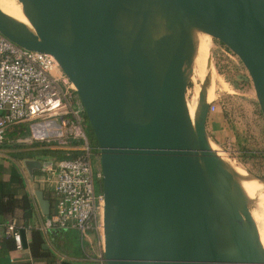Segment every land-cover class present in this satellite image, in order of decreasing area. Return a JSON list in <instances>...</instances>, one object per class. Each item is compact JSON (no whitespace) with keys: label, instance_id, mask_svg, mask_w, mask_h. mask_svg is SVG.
<instances>
[{"label":"water","instance_id":"1","mask_svg":"<svg viewBox=\"0 0 264 264\" xmlns=\"http://www.w3.org/2000/svg\"><path fill=\"white\" fill-rule=\"evenodd\" d=\"M16 1L27 24L0 9V34L54 58L95 136L105 264H255L248 214L209 140L211 82L197 84L193 117L186 93L206 35L238 59L264 120V0ZM52 165L22 161L31 181ZM34 195L49 220L38 183Z\"/></svg>","mask_w":264,"mask_h":264},{"label":"built area","instance_id":"2","mask_svg":"<svg viewBox=\"0 0 264 264\" xmlns=\"http://www.w3.org/2000/svg\"><path fill=\"white\" fill-rule=\"evenodd\" d=\"M82 112L74 86L53 57L20 48L0 34V145L9 126L41 119L53 121L34 124V139L42 140V132L51 125L57 128L53 141L59 147L80 142L68 148L84 152L81 157L53 162L42 171L41 183L52 193L53 214L39 229L76 230L83 241L92 237L93 263L105 264L102 173L92 157ZM32 137L18 144L34 143ZM21 230L15 221L4 227V237L13 240L17 249L21 248Z\"/></svg>","mask_w":264,"mask_h":264},{"label":"rangeland","instance_id":"3","mask_svg":"<svg viewBox=\"0 0 264 264\" xmlns=\"http://www.w3.org/2000/svg\"><path fill=\"white\" fill-rule=\"evenodd\" d=\"M3 1L11 15L18 17L19 12L22 14L21 7L16 0ZM221 50H224V47L217 41L209 39L206 35L199 36L193 66L192 81L194 84H191L187 90V102L194 111L199 91L197 84L204 78H208L212 88L208 91L207 99L208 101L214 100L213 111L208 123L210 144L217 153L238 167L239 172L253 181L249 174L264 177V120L245 70L236 57L227 51H225L226 54L222 53ZM51 121L53 119L37 120L29 124L30 130L34 124ZM56 129H52L51 125L45 128L42 132L45 135L42 140L34 139L32 137L34 132L31 130V137L35 142H54ZM34 155L44 158L42 153H34ZM94 163L100 168L99 153ZM43 177L44 173L41 171L37 179L42 180ZM254 182L252 183L256 188L238 181L241 185L238 191L244 192L243 194L248 192L249 196L254 197L247 205L248 220L264 222V189ZM260 199L263 200L260 201Z\"/></svg>","mask_w":264,"mask_h":264},{"label":"crops","instance_id":"4","mask_svg":"<svg viewBox=\"0 0 264 264\" xmlns=\"http://www.w3.org/2000/svg\"><path fill=\"white\" fill-rule=\"evenodd\" d=\"M11 153L12 151L0 148V190L3 188L2 194L14 193L17 199L27 195L37 203L34 191L35 184L38 183L44 199L48 200L51 205V191L37 177L31 181L20 161L11 158ZM15 175L21 177L19 185L12 182V177ZM48 194H50V200ZM37 206L40 215H33L30 219L24 218L19 209L0 213V264H94L91 257L94 249L92 237H89L88 241H83L76 230L41 232L43 242L40 246L37 245L36 255L31 252L33 233L30 228L39 227L43 222L38 203ZM12 221L22 227L20 249L16 248L13 240L4 237V227Z\"/></svg>","mask_w":264,"mask_h":264},{"label":"trees","instance_id":"5","mask_svg":"<svg viewBox=\"0 0 264 264\" xmlns=\"http://www.w3.org/2000/svg\"><path fill=\"white\" fill-rule=\"evenodd\" d=\"M82 117L84 119L85 123V135L88 140V144L93 152L98 154L97 149V142L95 139V136L93 134V131L89 125V122L87 120V117L82 112ZM31 136V130L29 127V123H20L17 125H12L7 128L4 134V140L3 143L0 145V148L12 151L11 158L15 161H20V164L22 165V161L25 159H39V160H51L53 162H57L60 160H73L76 158H79L83 155L84 152L80 150H70L68 146H79L80 142L72 141L67 144V148L59 147L56 142H34L32 144H18L19 140H22L24 138H29ZM34 153H42L44 158H40L37 155H34ZM92 154V156H93ZM40 172H35V177L40 176ZM12 182L16 185H19L21 183V177L18 175H15L12 177ZM5 188V185H3ZM2 190H0V213H6L13 211L14 209H19L22 211L24 218L30 219L33 215L39 214V209L37 206V203L32 199L31 197L25 195L19 199H17L16 195L14 193L11 194H2ZM49 200H50V194ZM48 198V196H47ZM51 201V209H50V215L53 214V206H52V200ZM43 221L45 218L42 216ZM40 226L31 227L30 230L33 233L32 236V244H31V252L36 255V248L37 245L39 246L42 244V233L39 229ZM42 239V241H41ZM40 249V248H39Z\"/></svg>","mask_w":264,"mask_h":264},{"label":"bare ground","instance_id":"6","mask_svg":"<svg viewBox=\"0 0 264 264\" xmlns=\"http://www.w3.org/2000/svg\"><path fill=\"white\" fill-rule=\"evenodd\" d=\"M0 9L5 14L27 24L26 19L24 18L23 14H20V12H19L18 17L11 15L7 11V7H6L5 2L3 0H0ZM208 62H209V60H208ZM188 109H189L190 116L193 117L194 111H193V108L191 107L190 103H188ZM217 154L220 158L221 163L225 167L228 175L231 177V179L234 181L235 185L237 186V189L241 188V185H240V183H238V181L256 188L255 185H253V183H252L253 181H255L259 187L264 189L263 188L264 183L259 182L258 179L256 178V176L248 173L253 180V181H251L250 179L245 177V174L238 171L239 170L238 167H236L234 164L230 163L227 159H225V157L221 156L219 153H217ZM241 192L238 191L239 198L241 199L243 207L246 211L248 203L250 202V200L254 199V197L249 196L248 192H245V194H243L244 192L243 193H241ZM250 194L252 195V193H250ZM256 199H257V197H256ZM257 200L259 202V199H257ZM262 200L260 199V201H262ZM251 202H253V201H251ZM248 227L250 228V243H249V245H250V249H249L250 260L253 261L255 264L256 263L257 264H264V222H254L252 220H248Z\"/></svg>","mask_w":264,"mask_h":264},{"label":"flooded vegetation","instance_id":"7","mask_svg":"<svg viewBox=\"0 0 264 264\" xmlns=\"http://www.w3.org/2000/svg\"><path fill=\"white\" fill-rule=\"evenodd\" d=\"M96 155H97V154L94 153L93 156H92L94 160L96 159Z\"/></svg>","mask_w":264,"mask_h":264}]
</instances>
